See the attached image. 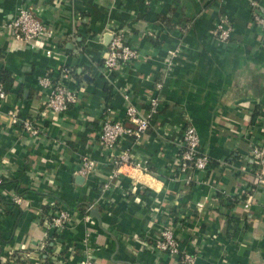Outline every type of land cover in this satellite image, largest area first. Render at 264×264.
I'll list each match as a JSON object with an SVG mask.
<instances>
[{
    "label": "crops",
    "instance_id": "obj_1",
    "mask_svg": "<svg viewBox=\"0 0 264 264\" xmlns=\"http://www.w3.org/2000/svg\"><path fill=\"white\" fill-rule=\"evenodd\" d=\"M20 5L47 27L35 43L2 27ZM253 12L251 0H0V70L12 78L0 74V264H78L87 252L93 264H180L152 245L170 217L196 264H264V187L250 156L264 145V38ZM222 15L233 26L227 43L213 32ZM115 31L139 57L108 78ZM46 73L78 95L61 114L45 105ZM152 97L157 111L141 139L126 136L112 151L98 141L103 117L128 123V102L144 111ZM187 124L210 158L191 183L177 169ZM124 151L133 163L118 165ZM85 155L96 162L87 177L78 172ZM52 204L72 213L62 229L46 225Z\"/></svg>",
    "mask_w": 264,
    "mask_h": 264
},
{
    "label": "built area",
    "instance_id": "obj_2",
    "mask_svg": "<svg viewBox=\"0 0 264 264\" xmlns=\"http://www.w3.org/2000/svg\"><path fill=\"white\" fill-rule=\"evenodd\" d=\"M251 5H253L254 8L252 23L259 29L260 37L264 38V8H262L256 0H251ZM2 27L10 30L15 39L27 43H35V41L47 31L46 25L39 20L34 12L23 5L16 8L15 15L10 21L3 24ZM213 32L220 42L227 43L230 41L233 34V26L226 15H222L218 19L215 23ZM171 53L173 56L176 55V52ZM138 57V50L124 40L123 33L115 31L112 33V38L105 54L102 72L109 78L120 66L133 64L134 60ZM62 72L67 76L70 73V69L64 67ZM38 84L46 94V107L56 115L67 111L72 104L78 101V95L75 91L71 90L66 85L62 84L59 79H55L48 73L38 78ZM157 86V88L161 87L160 84ZM7 92V86L3 82H0V103L6 98ZM157 104L158 98L152 97L149 108L143 111L136 104L129 101L126 107L128 123L122 120L111 119L107 116L103 117L98 132V141L105 148L112 151L115 149L118 142L126 136L141 139L146 133L157 111ZM9 113L12 122L16 123L18 121L16 111L10 110ZM22 126L33 135L39 132L35 121L31 118L22 120ZM250 156L255 165L254 183L258 187H264V145L253 144ZM116 163L118 165L122 163H133L131 154L124 151L120 154ZM209 163L210 158L208 154L200 149V136L196 127L192 124H187L184 128L177 162L178 171L186 174L185 181L191 183L195 181L194 172L205 170ZM134 164L144 171L148 170L144 163L137 162ZM95 166L96 162L94 159L85 155L82 157L78 172L87 177L94 171ZM2 181L3 178L0 173V183H2ZM237 199V197H231L229 200L236 202ZM13 200L19 203L21 198L15 196ZM244 205L248 207L250 204L246 202ZM198 206L202 207L203 204L198 203ZM88 211H90V209ZM83 219L88 222L91 216L89 213L85 214ZM71 220L72 213L70 210L52 204L47 214L46 225L49 229L57 230L64 228ZM152 245L158 251H165L171 255L177 256L180 264H196V255L193 252L181 249L171 217L162 225L160 234L153 241ZM78 264H93L90 252H87Z\"/></svg>",
    "mask_w": 264,
    "mask_h": 264
},
{
    "label": "trees",
    "instance_id": "obj_3",
    "mask_svg": "<svg viewBox=\"0 0 264 264\" xmlns=\"http://www.w3.org/2000/svg\"><path fill=\"white\" fill-rule=\"evenodd\" d=\"M0 74H1V76H2V81H4V82H8L9 80L11 81L12 80V78H10V75H9V73L6 71V70H0ZM233 203H235L234 201H232V205H233ZM57 236V234L55 233V230H51V231H49V233H48V240H49V242L51 241V240H54V238Z\"/></svg>",
    "mask_w": 264,
    "mask_h": 264
},
{
    "label": "water",
    "instance_id": "obj_4",
    "mask_svg": "<svg viewBox=\"0 0 264 264\" xmlns=\"http://www.w3.org/2000/svg\"><path fill=\"white\" fill-rule=\"evenodd\" d=\"M91 210H92V213H93L95 216H98L97 213H96L97 210H96L95 208H92Z\"/></svg>",
    "mask_w": 264,
    "mask_h": 264
}]
</instances>
